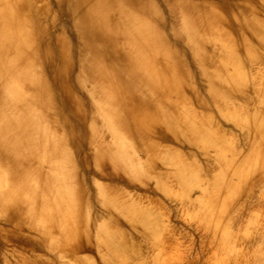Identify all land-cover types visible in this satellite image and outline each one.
Returning a JSON list of instances; mask_svg holds the SVG:
<instances>
[{"label": "bare ground", "instance_id": "1", "mask_svg": "<svg viewBox=\"0 0 264 264\" xmlns=\"http://www.w3.org/2000/svg\"><path fill=\"white\" fill-rule=\"evenodd\" d=\"M0 264H264V0H0Z\"/></svg>", "mask_w": 264, "mask_h": 264}, {"label": "rangeland", "instance_id": "2", "mask_svg": "<svg viewBox=\"0 0 264 264\" xmlns=\"http://www.w3.org/2000/svg\"><path fill=\"white\" fill-rule=\"evenodd\" d=\"M174 206H175V209H177V210L175 211V213H177V214H178V217H179L180 214H181V210H180V208H178V207H179L178 205H174ZM171 223H172V221H171ZM173 223H174V225H178V221L175 222V220H174ZM179 224H180V223H179ZM182 227H183V228H182ZM180 228L183 229V230H186V226H185V225H181ZM1 261H2V260H1Z\"/></svg>", "mask_w": 264, "mask_h": 264}]
</instances>
